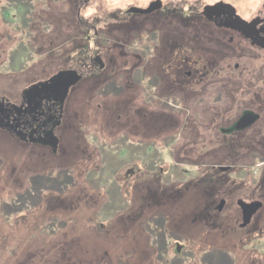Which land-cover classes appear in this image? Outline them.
I'll list each match as a JSON object with an SVG mask.
<instances>
[{
	"label": "rangeland",
	"instance_id": "1",
	"mask_svg": "<svg viewBox=\"0 0 264 264\" xmlns=\"http://www.w3.org/2000/svg\"><path fill=\"white\" fill-rule=\"evenodd\" d=\"M148 1L0 0V95L17 103L27 85L68 63L78 65L81 51H85L86 29L78 23L79 18L92 26L88 32L91 37L93 29L98 31L89 47L101 48L108 63H125L130 67L133 62H145L147 54L145 59L134 57V51L145 44L144 25L136 33V43L132 29L123 26L129 24L113 15L120 16L131 5L143 7ZM162 1L182 2L180 6L185 9L179 17H169L164 38L155 36V41L149 37L156 49L164 51V57L170 56L165 53L166 43L175 47L182 41L189 46L191 49H184L185 62L193 61L194 55L196 59L197 47H214L217 36L196 30L190 9L200 10L198 2L216 0ZM231 1L244 18L252 17L262 2ZM88 7L94 10L85 18L82 12ZM245 50L246 47L244 53ZM236 52L233 55H242ZM253 55L257 56L250 52L249 58L244 57V63L250 66L248 71L254 76L264 75V62H259L264 57L258 54L259 58L253 59ZM152 56L154 63L159 61L156 54ZM204 61L210 60L207 57ZM121 73V87L113 78L102 83L105 77L98 75L72 87L57 129L60 148L55 154L48 147L21 142L0 130V264H264V207L253 216L250 225L242 228L235 199H230L220 214L207 212L212 202L218 198L214 207L221 198L215 185L218 176L223 181L244 183L240 193L234 186V190L224 188L222 194L226 197L239 194L245 202L260 200L264 204V158H254L255 153L236 156L232 151L235 157L230 171L217 172L214 168L219 160L204 149L207 147L204 133L194 140L200 141L199 164H191L185 152L183 163L179 162L176 153L186 141L183 137L193 141L195 122L200 121L196 118L192 122L194 118L189 115L182 117L175 104L173 115L166 119L154 114L153 127L158 134H153L156 137L153 136L152 150L128 145L126 142L134 141L128 127L135 123L136 132L144 133L139 128L144 124L135 119L132 110L122 106L137 107L144 102L134 96L138 92L127 90L131 84L126 78L132 76L125 70ZM251 74L246 75L249 80L253 79ZM261 87L264 92V84ZM237 93H241V84ZM159 106L163 111L170 110ZM254 109L263 115L257 124L263 133L264 99ZM117 121L121 122L119 131ZM166 134L173 137L165 140ZM164 142L169 147H164ZM193 149L196 143L191 155ZM223 162L225 159L221 157L220 164ZM132 163L147 169L126 174ZM202 176L208 181H202L200 191L196 187ZM194 183L196 190L189 187ZM185 187H189L187 192ZM143 195L151 201L144 210L140 206ZM179 196L185 197L179 201ZM107 197L110 203L105 206ZM191 197L193 203L187 200ZM175 198L179 201L177 205L164 210L159 206ZM72 199V207L67 206ZM135 214L139 222L131 232H123L120 223L128 222V217ZM193 215L198 220L207 219L211 228L195 221L191 223L199 227L191 226L187 221ZM175 243L182 245L179 253L175 251Z\"/></svg>",
	"mask_w": 264,
	"mask_h": 264
},
{
	"label": "flooded vegetation",
	"instance_id": "2",
	"mask_svg": "<svg viewBox=\"0 0 264 264\" xmlns=\"http://www.w3.org/2000/svg\"><path fill=\"white\" fill-rule=\"evenodd\" d=\"M86 1L84 0V3ZM181 3L172 2L168 4L162 0H149L143 7L131 5L122 11L120 16L113 15L129 24L123 26L132 29L136 43V33L144 27L143 31L146 37L145 44L142 46L144 49L137 48L134 51L136 54L134 57L140 59L143 56L145 59L146 54L147 57L145 62H133L130 67H127L125 63H108L102 57V51L99 47L90 49V40L96 38L98 31L93 29V36L91 37L88 32L92 26L79 18L80 26L86 27L84 30L85 51H81L79 64H74V66L68 63L47 77L27 85L21 90L17 103L0 95V130L15 136L21 142L48 147L51 152L57 153L60 148V137L57 135V129L61 125V119L65 112V101L69 97L72 87L86 81L93 75L104 76L105 78L101 79L102 83L103 80L113 78L121 87V70H125L127 74L132 76L126 78L131 84L127 90L138 92L134 96L138 95L141 102H144L137 107L122 106L127 111L132 110L135 119H141L140 123L144 124V126L139 127L144 133L142 131L141 133L136 132L135 123L133 127H128L130 129L129 136L134 140L131 143L126 142L128 145L152 150L155 139L153 134H158L157 128L153 127L154 114L157 118L166 119L173 115L175 104L177 111L180 109L178 112L182 117L189 115L194 118L192 122L196 118L200 121V123L195 122L197 134L194 132V136L192 135L193 141L183 137L182 140L186 141L182 146H179L176 153L179 156V162L183 163L185 152L189 157L188 161L192 160L191 164H199L200 141L194 140L204 133V138L207 137V141L204 140L207 147L204 149H208L212 153L214 160H219L218 163H215L218 164L215 166L216 169L214 168L217 172L228 173L234 164L232 160L235 155L243 157L255 153V155L252 154L254 158H264V131L263 133L260 132L257 125L263 115L254 109L264 99L262 87L260 89V84H264V75L260 73V75L254 76L248 71L250 67L248 62L244 63V59L249 58L250 52L257 54V56L253 55V59H258L259 55L264 57V0L261 2L260 9L250 18H244V15L237 10L231 0H216L204 4L198 2L200 10L190 9L193 12L190 17L195 23V29L204 32L207 36L216 35L217 37L213 40L214 47H197L196 59L194 55L191 62L184 61V47L181 44L168 47L166 43L165 53L170 54V56L164 57V51L160 48L156 49V44L153 42V40H157L155 36L164 38V34L168 31L169 23L167 20L170 16L179 17L181 13L185 12V9L180 6ZM131 7L141 9L150 7L151 9L147 13H139L129 11ZM141 25L144 26L140 29ZM95 41H93L94 44ZM244 47L247 49L245 53ZM236 50L240 51L242 55H233V52L237 53ZM151 53L156 54L155 59L159 58V61L154 63V57ZM188 53L192 55L190 51ZM207 57L210 60L208 62L204 61ZM259 62H264L262 57ZM255 67L252 68L256 69ZM60 71H74L79 79L76 83L65 88L71 78L67 75H57ZM248 74L253 75V79L249 80L246 76ZM239 84H241V93H237ZM217 85L220 86L219 89H217ZM249 102L253 103L250 104ZM159 104L165 108L170 107V110L163 111ZM240 120L242 123L246 121L248 124L237 128ZM161 123L164 122L161 121ZM116 126L119 131L121 122L117 121ZM182 126L184 125L182 124L180 129ZM181 132L180 130L179 133ZM171 137L173 136L166 134L164 139L170 140ZM120 142L118 143L122 144ZM193 142L196 143V149H193L194 153L191 155ZM163 145L169 147L167 142H164ZM244 149H247L246 152ZM129 150L131 151L132 147ZM232 151H235L236 154L233 155ZM259 154L261 155L259 156ZM221 157L225 159L223 164H220ZM147 161L148 159H146L145 165L148 164ZM219 167H228V169L222 171ZM146 169H141L132 163V167H129L125 173L134 175ZM151 170L153 169H149L148 173ZM162 170V168L159 169V171ZM183 177L184 175H181L182 180ZM220 199H224L225 204L227 203L224 197ZM238 199H243H235V204L240 209L237 205ZM260 202L262 205L253 216L264 207L263 202ZM238 211L241 219V209Z\"/></svg>",
	"mask_w": 264,
	"mask_h": 264
},
{
	"label": "trees",
	"instance_id": "3",
	"mask_svg": "<svg viewBox=\"0 0 264 264\" xmlns=\"http://www.w3.org/2000/svg\"><path fill=\"white\" fill-rule=\"evenodd\" d=\"M183 47H184V49H185V51H187L188 49H191L189 46H186L185 44H184V42H182L181 41V43H180ZM187 49V50H186ZM53 153V152H52ZM55 154V153H54ZM235 156H233V158H234ZM215 178V177H214ZM202 181H208V180H206L205 179V177L204 176H202L201 178H199L198 179V185H199V187H196L197 189H199L200 191H201V186H202ZM260 181H258V183H259ZM196 183V182H195ZM195 183L194 184H190V188H193V190H196V188H195ZM261 183V182H260ZM215 185H216V187H217V189L221 192V195H220V197H224V198H226V200H227V202L230 200V199H237V198H241V196H239V194H234V195H232V196H229V197H226V194H222V191L223 190H225L224 188H228V189H233L232 188V186H234L235 188H237V189H240V190H237V192L239 191V193H240V191L242 190L243 191V189L241 188L242 187V185H244V183L243 182H239V183H236L235 182V180H224L223 181V177H217V178H215ZM147 187V186H146ZM189 187H185V191L184 192H187L188 191V189H186V188H189ZM156 190H157V188H156ZM234 190V189H233ZM159 190H157V192H158ZM174 191V190H173ZM172 191V193H174ZM160 192H163V189L162 190H160ZM191 194H192V192H191ZM194 195V194H193ZM238 195V197L236 198L235 196H237ZM181 196V195H180ZM179 196V201L182 199H184V197H180ZM218 198H216L213 202H212V204L208 207V209H207V212L208 213H213V214H220L221 212H219V211H217L214 207H213V205H214V203L216 202V200H217ZM114 200V199H113ZM187 200H191L192 201V203H193V201H194V198L193 197H191V198H189V199H187ZM187 200H184V202L185 201H187ZM115 201V200H114ZM178 201V198L176 199H174V200H172V201H170V203L169 204H166V205H164V204H161V205H159L163 210L164 209H167V208H169L170 206H172V204H176L177 205V203L179 202ZM55 202L56 201H54V203L53 204H55ZM141 204H140V206H141V208L143 209V208H145L146 206H149L150 204H151V201H149L146 197H144V195H143V197H142V200H141ZM233 202V201H232ZM110 203V197H107L106 199H105V206L107 205V204H109ZM74 204V200L72 199L70 202H67V206H71L72 207V205ZM126 205V204H125ZM108 206V205H107ZM66 208H68V207H66ZM238 208V207H237ZM144 210V209H143ZM238 210H240L239 208H238ZM184 212H188V211H184ZM138 219V215H133V216H130V217H128V222H121L120 223V225H121V229L123 230V232H131V230L134 228V225H136V223H138L139 221L137 220ZM192 221H195L196 223H198L200 226H202V227H205V228H208V229H210L211 227L208 225V220L207 219H203V220H198V219H196L195 218V215H193V217L192 216H190V219H189V221H187V222H189L190 224H191V226H195V225H197V224H192L191 222ZM139 225V224H138ZM248 225H250V224H248ZM247 225V226H248ZM198 226V225H197ZM247 226H245V227H247ZM139 227H142L141 225H139ZM199 227V226H198ZM200 230V229H199ZM212 233V231H210L209 232V234H211ZM133 235V234H132ZM132 235H131V237H132ZM134 236V235H133ZM121 237V236H120ZM120 239V238H119ZM144 251H145V249H144Z\"/></svg>",
	"mask_w": 264,
	"mask_h": 264
},
{
	"label": "water",
	"instance_id": "4",
	"mask_svg": "<svg viewBox=\"0 0 264 264\" xmlns=\"http://www.w3.org/2000/svg\"><path fill=\"white\" fill-rule=\"evenodd\" d=\"M150 9H151L150 7L146 8V9L131 7V8H129V11L139 12V13H147L150 11ZM57 75H59V76L67 75L68 77L71 78V81H69L65 85V88L69 87V85H71V84L76 83L79 79L78 75H76V72H74V71H60V72H58ZM246 124H248V122L244 121V123H242V120H240L238 122L237 128H241V127L245 126ZM219 169L222 171H225L228 169V167H219ZM224 204H225L224 199H220V201L216 205L215 209L217 211H221L222 208L224 207ZM237 205L241 209V222L239 223V227L242 228V227L247 226L250 223L253 214L261 207L262 203L258 200L252 201V202H245L241 199H238ZM181 249H182V245L179 243H175L176 253H179L181 251Z\"/></svg>",
	"mask_w": 264,
	"mask_h": 264
},
{
	"label": "clouds",
	"instance_id": "5",
	"mask_svg": "<svg viewBox=\"0 0 264 264\" xmlns=\"http://www.w3.org/2000/svg\"><path fill=\"white\" fill-rule=\"evenodd\" d=\"M93 10L94 9L92 7H88L82 12V15L87 18L93 13Z\"/></svg>",
	"mask_w": 264,
	"mask_h": 264
}]
</instances>
